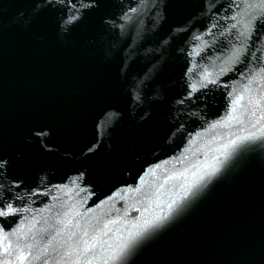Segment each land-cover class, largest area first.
<instances>
[{
  "label": "water",
  "instance_id": "1",
  "mask_svg": "<svg viewBox=\"0 0 264 264\" xmlns=\"http://www.w3.org/2000/svg\"><path fill=\"white\" fill-rule=\"evenodd\" d=\"M261 115H264V75L223 165L189 264H264ZM257 121L256 127H252Z\"/></svg>",
  "mask_w": 264,
  "mask_h": 264
},
{
  "label": "snow or ice",
  "instance_id": "2",
  "mask_svg": "<svg viewBox=\"0 0 264 264\" xmlns=\"http://www.w3.org/2000/svg\"><path fill=\"white\" fill-rule=\"evenodd\" d=\"M94 0H83L82 3H70L68 7L74 9L72 14L68 16L65 23L74 22L78 19L80 10L86 9L89 7H94ZM235 25H233L234 27ZM248 89L245 88V91ZM244 99L243 95H240L238 97L233 98V113H235L236 108L240 106L241 101ZM257 107H259V104L257 103ZM252 115H256L255 112L252 113ZM230 119H239L236 116L230 117ZM260 120H264V115H261ZM259 123V121L252 124V127H256V124ZM224 122L213 124L212 128L216 127H223ZM235 143V141H233ZM6 162L0 161V169H3V166ZM199 165H193V167H198ZM157 167H161L160 165H157ZM149 173L151 175H155V169H149ZM212 173H209L208 175H211ZM184 173L180 172L178 174H172L167 176L164 183L159 185V188L162 189L165 184H168L169 181L178 180L181 176H183ZM83 176L81 174L80 177L77 179L82 180ZM73 184L77 183V180L74 179L72 181ZM20 185L17 184L16 187L18 188ZM79 187V185H77ZM183 187V186H182ZM63 190V189H62ZM130 191L135 192H141V188L136 189H130ZM81 192L87 193V197L91 198L94 193L88 191L86 187L80 188L79 192H77V196L80 195ZM159 190L154 194L156 196H159ZM145 195H150L148 193H145ZM19 199V196L16 197ZM109 199H112L111 197ZM82 203H86L82 199ZM104 203H108V200H105ZM159 203V201H157ZM176 204V201H172V203L168 204V209L171 211L174 209V205ZM102 205H94L92 208H88L83 215L87 216L89 213H92L95 211L97 207H101ZM75 207V206H73ZM134 207V206H133ZM137 212H140V209L135 208L134 209ZM27 208H19L14 206V204L11 201H3L0 200V218H9V217H19L23 212H27ZM127 215V213H125ZM82 215L79 211L73 212L71 209L63 213V218H58L56 220L57 224L62 225L61 228L57 229L55 232V235H52L51 238L48 240L46 246L42 249V251L45 254V257H47L49 248L53 247V244L60 245V247H66L68 250L61 252V256L64 260L74 257L72 260V264H115V261L118 259V254H122L124 249L127 247V245H120L119 240L122 239V237H117L115 240L110 241L107 239L109 237L111 229L109 228V223L116 224L118 221L112 220L109 223H104L102 227L99 228V232L96 231V227L91 224V222L88 223L82 230L81 226L79 224H73L72 220L75 219L76 216ZM61 214L58 212L57 217H60ZM166 218V216L164 217ZM161 220V217L157 216L155 218V221H144V225H147L148 227L155 226L156 223H159ZM139 222L134 223L132 225L133 228H136L138 226ZM89 227L92 228V233H89ZM75 228L76 231H72L71 229ZM67 230V237L68 240L65 242V244L61 245L60 241L57 239L58 237H61L64 235L65 231ZM4 222L2 219H0V233L4 232ZM17 231H23L22 228L17 229ZM15 234V233H13ZM139 235V233H137ZM3 239L6 241L8 239V236L5 235ZM70 242V241H73ZM114 249V250H113ZM56 251H60V248H57ZM5 252H7V247L5 248ZM21 262L23 261L24 257H19ZM44 264H49L48 259L44 260ZM56 264H62V260H57Z\"/></svg>",
  "mask_w": 264,
  "mask_h": 264
}]
</instances>
